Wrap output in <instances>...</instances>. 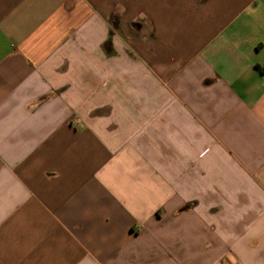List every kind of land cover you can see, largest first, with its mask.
Returning a JSON list of instances; mask_svg holds the SVG:
<instances>
[{"label":"crops","instance_id":"0c3cea01","mask_svg":"<svg viewBox=\"0 0 264 264\" xmlns=\"http://www.w3.org/2000/svg\"><path fill=\"white\" fill-rule=\"evenodd\" d=\"M0 264H264V0H0Z\"/></svg>","mask_w":264,"mask_h":264}]
</instances>
